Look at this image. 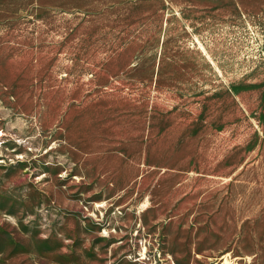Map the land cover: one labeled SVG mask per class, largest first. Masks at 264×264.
Here are the masks:
<instances>
[{
    "label": "rangeland",
    "instance_id": "1",
    "mask_svg": "<svg viewBox=\"0 0 264 264\" xmlns=\"http://www.w3.org/2000/svg\"><path fill=\"white\" fill-rule=\"evenodd\" d=\"M0 264H264V0H0Z\"/></svg>",
    "mask_w": 264,
    "mask_h": 264
},
{
    "label": "bare ground",
    "instance_id": "2",
    "mask_svg": "<svg viewBox=\"0 0 264 264\" xmlns=\"http://www.w3.org/2000/svg\"><path fill=\"white\" fill-rule=\"evenodd\" d=\"M0 135H1V133H0Z\"/></svg>",
    "mask_w": 264,
    "mask_h": 264
}]
</instances>
